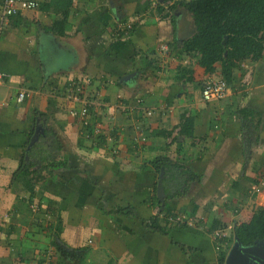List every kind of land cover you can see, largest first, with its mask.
<instances>
[{"label":"crops","instance_id":"crops-1","mask_svg":"<svg viewBox=\"0 0 264 264\" xmlns=\"http://www.w3.org/2000/svg\"><path fill=\"white\" fill-rule=\"evenodd\" d=\"M34 1L0 37V264H218L264 207V50L204 102L188 0Z\"/></svg>","mask_w":264,"mask_h":264},{"label":"trees","instance_id":"trees-1","mask_svg":"<svg viewBox=\"0 0 264 264\" xmlns=\"http://www.w3.org/2000/svg\"><path fill=\"white\" fill-rule=\"evenodd\" d=\"M56 1L58 0H50L39 8L56 12ZM168 1L171 0H163L157 4V12L163 11L162 6ZM70 3L71 0H66L62 3V9L66 10ZM182 5L191 14L195 27L194 35L183 44L182 51L185 54H198L206 74L215 73L216 66L219 65V73L228 85L234 78V70L245 59H260L264 50V0H188ZM20 13L22 12H17L8 19L19 17ZM64 23V18L55 19L53 26L62 30ZM120 212L123 215H133L131 210ZM160 214L163 215L162 219L153 217L146 227L162 231L160 223L170 214L168 211H161ZM230 232L231 236L225 239L224 244L218 241V264H223L233 236L237 237L242 246H250L264 239V207L255 208L250 220L239 224Z\"/></svg>","mask_w":264,"mask_h":264},{"label":"built area","instance_id":"built-area-1","mask_svg":"<svg viewBox=\"0 0 264 264\" xmlns=\"http://www.w3.org/2000/svg\"><path fill=\"white\" fill-rule=\"evenodd\" d=\"M37 8H38V3L34 0H0V37L3 34L4 28L7 23V19L11 15L17 12L37 10ZM126 27L128 29H131L130 24H126ZM5 77L7 76L0 72V86L3 83H5L4 82ZM227 92H228V87L226 85V82L223 80L221 76L216 77V78L209 77L205 81V84L203 85V88L201 90V98L204 102L219 101L226 97ZM24 97H25V94L23 92H20L18 94V101H22ZM72 114L74 115L75 113L72 112ZM79 114L82 117H85L87 115V109L82 108ZM253 190L256 192H259L258 188H253ZM176 220H179V219L176 218ZM231 230H232V226L230 225L224 230H220V231L217 230L214 232L213 238L217 240H221L224 244L226 241L225 239L227 238L226 236L227 232H230Z\"/></svg>","mask_w":264,"mask_h":264},{"label":"water","instance_id":"water-1","mask_svg":"<svg viewBox=\"0 0 264 264\" xmlns=\"http://www.w3.org/2000/svg\"><path fill=\"white\" fill-rule=\"evenodd\" d=\"M162 3L163 0H158ZM226 37L223 40L225 44ZM163 171L160 170L159 180L157 181L156 194L161 204L164 203L165 193L161 183ZM264 247V239L250 246H242L237 237H234L230 245L223 264H264V258L261 255L260 248Z\"/></svg>","mask_w":264,"mask_h":264},{"label":"flooded vegetation","instance_id":"flooded-vegetation-1","mask_svg":"<svg viewBox=\"0 0 264 264\" xmlns=\"http://www.w3.org/2000/svg\"><path fill=\"white\" fill-rule=\"evenodd\" d=\"M261 255H262L263 258H264V247H262V249H261Z\"/></svg>","mask_w":264,"mask_h":264},{"label":"rangeland","instance_id":"rangeland-1","mask_svg":"<svg viewBox=\"0 0 264 264\" xmlns=\"http://www.w3.org/2000/svg\"><path fill=\"white\" fill-rule=\"evenodd\" d=\"M85 252H87V251H85ZM88 253V252H87Z\"/></svg>","mask_w":264,"mask_h":264}]
</instances>
